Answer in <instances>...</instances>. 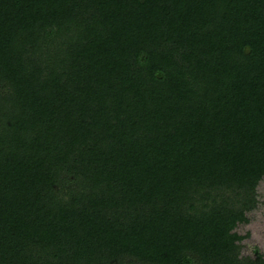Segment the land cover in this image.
Listing matches in <instances>:
<instances>
[{"label":"trees","instance_id":"obj_1","mask_svg":"<svg viewBox=\"0 0 264 264\" xmlns=\"http://www.w3.org/2000/svg\"><path fill=\"white\" fill-rule=\"evenodd\" d=\"M264 0H0V264H264Z\"/></svg>","mask_w":264,"mask_h":264},{"label":"rangeland","instance_id":"obj_2","mask_svg":"<svg viewBox=\"0 0 264 264\" xmlns=\"http://www.w3.org/2000/svg\"><path fill=\"white\" fill-rule=\"evenodd\" d=\"M256 193L258 203L254 210L247 213L250 219L249 223L247 225H239L236 229L239 234H244L245 232L250 234L249 238L241 242L243 254H249L251 246L254 244H257L264 253V179L257 186Z\"/></svg>","mask_w":264,"mask_h":264}]
</instances>
